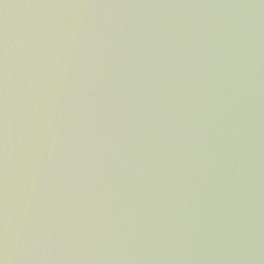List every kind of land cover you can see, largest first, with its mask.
Returning <instances> with one entry per match:
<instances>
[{
	"label": "water",
	"instance_id": "obj_1",
	"mask_svg": "<svg viewBox=\"0 0 264 264\" xmlns=\"http://www.w3.org/2000/svg\"><path fill=\"white\" fill-rule=\"evenodd\" d=\"M0 264H264V0H0Z\"/></svg>",
	"mask_w": 264,
	"mask_h": 264
}]
</instances>
